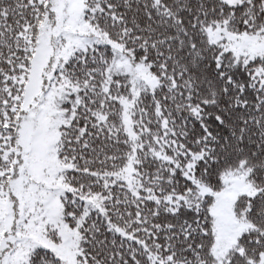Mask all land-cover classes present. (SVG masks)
Segmentation results:
<instances>
[{
	"label": "snow or ice",
	"instance_id": "6c2138e0",
	"mask_svg": "<svg viewBox=\"0 0 264 264\" xmlns=\"http://www.w3.org/2000/svg\"><path fill=\"white\" fill-rule=\"evenodd\" d=\"M0 264H264V0H0Z\"/></svg>",
	"mask_w": 264,
	"mask_h": 264
}]
</instances>
